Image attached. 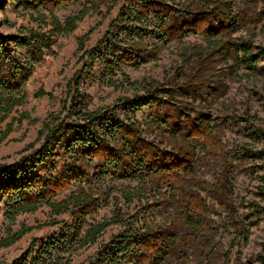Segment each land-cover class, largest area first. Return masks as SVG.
<instances>
[{
    "label": "rangeland",
    "instance_id": "obj_1",
    "mask_svg": "<svg viewBox=\"0 0 264 264\" xmlns=\"http://www.w3.org/2000/svg\"><path fill=\"white\" fill-rule=\"evenodd\" d=\"M225 1L231 13L226 20L215 16L203 24L199 32H185L169 42L159 41L157 54L150 53L136 66L122 64L113 74L107 68L110 59L96 61L92 70L87 69L82 74L80 83L82 91L88 95L90 110L110 109L116 112L114 122H137L143 139L162 152L182 158L180 148L184 152L194 149L192 159L182 158L190 161L189 168L181 172L187 183L183 189L205 201L206 208L201 211L205 226L193 231L196 240L190 247L180 248L169 256L168 262L172 264H259L258 257L263 250L264 168L260 151L264 148V0ZM90 2L77 0L54 7L49 4L50 0H0V33L10 39L8 45L0 41V64L9 76L18 72V63L33 66L32 71L21 75L24 82L19 87L27 95L26 102L16 106L0 123L1 138L15 120L13 131L0 143V165L17 163L43 148L44 136L38 139L40 130L52 113L62 110L70 81L85 64H91L89 56L78 51L80 38L93 28L86 49H97L101 53L107 51L108 41H115L118 35L124 38L121 15L128 8V0H120L112 10L108 1L98 12L90 11L69 33L52 24L55 18L65 27L66 21L88 9ZM175 5L181 10L179 22L195 20L203 11L212 14L218 11L200 0H177ZM157 29L149 30L150 44L158 41ZM32 33L37 35L35 39L45 42L42 54L18 44L19 40L30 39ZM242 44L248 46L254 57V69L249 68V62L238 64L226 51V45ZM123 74H128L133 81L161 82L162 96L175 103L176 108L165 106L163 111L152 112L144 107L133 113L138 97L144 93L127 84L120 86ZM41 89L47 94L39 97ZM23 112L29 114L30 119L20 124L16 119ZM183 113L194 119L209 118L217 128L216 133L188 141ZM169 116L170 123L166 122ZM107 126L105 123L103 127H96V133L101 135ZM80 137H83L82 132L75 130L67 138H57L47 162L38 164L29 177L45 175L53 167L60 170L67 160L66 148ZM118 138L124 141L122 136ZM206 142L216 146L206 149ZM5 177L0 173V187ZM91 185L97 192L100 207L88 217V225L113 219L118 210L125 215L126 224H114L105 229L95 244L75 253L70 264H90L103 244L147 224L164 230L170 238H182L192 232L172 222L179 204L168 198V187L158 191L142 173L129 178L109 174L103 184L92 180ZM77 189L73 187L57 200ZM126 189L135 196L130 198ZM4 208L5 203L0 212V231L5 236L9 223L4 218ZM52 220L61 223L42 227ZM73 221L70 214L53 215L48 207L20 214L14 230L22 226H32L34 230L14 245L0 248V264H33L40 247L59 235L65 226L70 227ZM88 228L86 226L85 230ZM207 230L211 233H206ZM241 231L244 235L237 238ZM50 254L48 258L55 259L56 252Z\"/></svg>",
    "mask_w": 264,
    "mask_h": 264
},
{
    "label": "trees",
    "instance_id": "obj_2",
    "mask_svg": "<svg viewBox=\"0 0 264 264\" xmlns=\"http://www.w3.org/2000/svg\"><path fill=\"white\" fill-rule=\"evenodd\" d=\"M76 1L50 0L49 4L59 7ZM108 1L110 10L120 2V0H91L89 8L70 17L65 27H61L55 18L52 24L67 33L72 32L76 29L78 21L85 18L90 11L98 12ZM200 1L209 3L218 11L213 14L211 11H203L197 14L195 20L179 22L181 10L175 5L177 0H128V8L121 15L124 38L118 35L115 41H108L105 53L97 49H86V42L90 39L93 28L80 38L78 51L83 52V56H89L91 64L90 66L85 64L70 81L62 110L59 113H52L44 128L40 130L38 139L44 136L43 148L31 156L22 157L17 163L0 165V173L6 176L4 185L0 187V212L2 204L5 203L4 218L9 223L5 236L0 231V248L14 245L34 230L32 226H22L14 230L13 226L20 214L35 213L43 207H48L53 215L70 214L74 221L70 227L65 226L59 235L52 237L40 247L33 264H70L72 256L86 246L95 244L105 229L114 224L121 226L126 224L125 215L118 210L113 219L88 225V217L100 207L99 197L91 181L103 184L109 174L113 177L129 178L137 177L142 173L150 179L158 191L168 187L170 190L168 198L179 204V208L171 217L172 222L181 224L189 231L192 229V232L182 238H170L164 230L148 224L139 229H130L103 244L90 264H172L168 262L169 256L180 248L190 247V243L196 240L193 231L198 228L203 229L205 226L201 211L206 208V203L201 197L184 192L183 186L187 183L181 174L190 166V161L182 158L188 156L192 159L194 149L191 152H184L180 148L182 158H178L173 153L162 152L155 144L143 139L137 122H114L112 119L116 116V112L112 113L110 109L90 110L87 105L88 95L82 91L80 83L82 74L87 69L92 70L96 61L103 62L107 58L110 59L107 68L113 74L122 64L136 66L146 60L150 53L157 54L160 50L159 41L169 42L185 32H199L203 24H207L212 17L220 16L225 20L230 17V9L225 0ZM151 27L158 28L159 38L157 42L150 44L147 36ZM35 38L37 35L32 33L30 39L19 40L18 44L32 51L38 50L42 54L45 42ZM9 40L0 33L2 44L8 45ZM222 46L225 44L222 43ZM226 47V51L230 52L238 64L249 62V68H255L256 62L248 46L242 44L226 45ZM17 68L18 72L9 76L4 72V66L0 64V112H3L0 123L10 116L16 106L26 102L27 95L19 87L24 82L21 75L32 71L33 66L21 62L18 63ZM120 83V86L127 84L144 93L143 96L138 97L139 100L132 109L133 113L141 111L144 107H148L152 112L163 111L165 106L174 105L176 108L175 103L162 96L164 89L161 82L133 81L128 74H123ZM46 94V91L41 89L37 96ZM49 95L53 96L52 93ZM183 114L189 133L188 141H196L205 138L208 134L216 133L217 128L213 127L209 118L194 119L187 113ZM168 118L170 119L166 122H172L171 116ZM25 119H30V116L23 112L16 120L21 124ZM14 121L3 133L0 143L13 131ZM105 123L108 124L107 128L102 130L101 135L97 134L96 127H103ZM75 130L81 131L83 137L77 138L68 145L65 150L67 160L61 169L57 171L53 167L45 175L30 178L31 171L38 164L47 162L54 141L57 138L69 137L70 132ZM178 131L179 127L176 128L175 133ZM118 135L123 137V142L119 141ZM210 145L216 146L214 143ZM210 145L206 142L205 148L210 149ZM260 155L264 168V148L260 151ZM10 170L13 172L10 173ZM17 178H20V181L17 182ZM75 186L78 188L76 191L57 200V197ZM125 191L130 198L135 196V193L128 189ZM262 210L264 212V207ZM195 215L199 216L196 217L198 220ZM60 223L61 221L52 220L42 227L56 226ZM86 226L89 228L85 230ZM205 232L210 234L211 230ZM243 235L241 231L237 238ZM53 252L57 254L55 259L48 258ZM64 255L69 257H62ZM258 261L259 264H264V243Z\"/></svg>",
    "mask_w": 264,
    "mask_h": 264
}]
</instances>
